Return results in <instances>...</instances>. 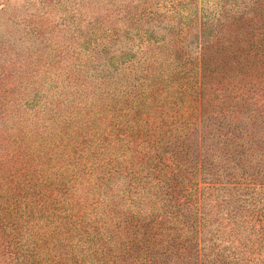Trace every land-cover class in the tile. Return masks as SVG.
<instances>
[{
    "label": "rangeland",
    "instance_id": "1",
    "mask_svg": "<svg viewBox=\"0 0 264 264\" xmlns=\"http://www.w3.org/2000/svg\"><path fill=\"white\" fill-rule=\"evenodd\" d=\"M251 1L0 0V95L9 90L0 105V264H125L117 193L104 175L125 195L146 172L128 152L138 124L112 116L110 94L179 34L188 52L199 47L220 27L224 3L237 13Z\"/></svg>",
    "mask_w": 264,
    "mask_h": 264
},
{
    "label": "trees",
    "instance_id": "2",
    "mask_svg": "<svg viewBox=\"0 0 264 264\" xmlns=\"http://www.w3.org/2000/svg\"><path fill=\"white\" fill-rule=\"evenodd\" d=\"M225 5L220 27L199 47L188 52L179 34L174 48L132 67L135 81L120 79L110 94L112 116L138 124L128 152L146 172L126 182L125 195L109 185L110 170L104 175V188L117 193L125 264H264V0L237 13ZM158 135L164 144L156 146Z\"/></svg>",
    "mask_w": 264,
    "mask_h": 264
}]
</instances>
